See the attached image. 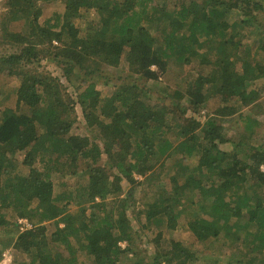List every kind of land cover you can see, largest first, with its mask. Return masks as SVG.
I'll use <instances>...</instances> for the list:
<instances>
[{"label":"trees","instance_id":"1","mask_svg":"<svg viewBox=\"0 0 264 264\" xmlns=\"http://www.w3.org/2000/svg\"><path fill=\"white\" fill-rule=\"evenodd\" d=\"M37 1L6 0L32 12L28 32L8 35L17 52L0 57V73L19 81L14 106H0V225L9 224L4 209L13 227L31 223L6 242L14 260L118 264L138 234L125 180L151 193L135 214L144 226L174 230L182 216L188 228L169 247L156 234L150 259L128 264H264V144L246 141L260 124L245 116L247 135L228 137L217 120L254 108L264 92V0H63V13L42 23ZM90 9L97 20L81 35L75 16ZM43 58L62 69L72 95L61 77L36 69ZM122 60L136 80L105 82L102 97L96 78ZM173 68L180 85L164 86V97L137 81ZM214 99L213 115L201 114ZM77 107L103 146L72 133Z\"/></svg>","mask_w":264,"mask_h":264},{"label":"rangeland","instance_id":"2","mask_svg":"<svg viewBox=\"0 0 264 264\" xmlns=\"http://www.w3.org/2000/svg\"><path fill=\"white\" fill-rule=\"evenodd\" d=\"M156 2L159 1L160 4H166L168 6H171L173 4H176L179 0H155ZM36 5H38L41 8V15L39 17V22L42 23L45 19H48L53 16L54 12H61L63 13L64 7H63V0H40L36 2ZM32 9L24 12L17 8L13 7H7L6 0H0V57L7 56L11 53L17 52L19 49L18 44L14 43L15 41L12 38H9L8 35H11L15 32H20L23 34L28 32L29 27V20L31 16ZM74 20V24L79 29V32L81 35L84 34L86 25H88L91 21L97 20V14L95 13L94 9L90 10H81L80 15ZM263 17V13L259 16L261 19ZM237 13L234 11L230 15V20L237 19ZM259 30V29H258ZM244 33V40L247 42H251L252 38H255V32L256 30L248 26L241 30ZM253 42V41H252ZM251 42V43H252ZM54 45H58L56 41H53ZM253 49V48H252ZM36 69L41 72H51L55 76L61 77V80L65 86V89L68 93L72 95L73 88L67 84L62 69L52 60L48 58H43L40 60L39 64H36ZM154 70L157 71V69L153 66ZM101 78H96V85L97 88L100 89L101 96L104 97L110 92V88L105 86V82L110 83H117L120 84L122 82H129L130 80H136L135 75H131L127 64L124 60L120 62L118 66L115 67H103L102 71L100 72ZM140 82V85L145 87L153 98L159 96L164 97V93L162 92V88L164 86H175L180 85V79L175 75V68H173L172 71L167 72L166 74H160L157 81L149 80H138ZM18 79L15 76H7L5 74L0 73V94H1V103L0 106H14L15 101V95H14V88L18 84ZM219 104L217 99H214L210 101V103L200 110L201 114H205L208 116L213 115V110L216 108V106ZM253 103L244 106L239 107V110L236 114L229 116V117H223L222 119L217 118L218 123L223 126L224 134L228 137H232L236 134L240 135V138L242 134L247 135L244 133L242 121L244 120L245 116H252L253 118H256L259 122V126L254 127V135L248 136L246 138V141L256 146L258 144H264V92L261 93L259 99L256 102V106L253 108ZM78 114V122L77 126L72 131L73 134H78L80 136L88 135L90 140L96 143H99L100 146H103L102 143L99 141L100 137H97L96 132L93 129H87L85 126L84 119L82 118L81 111L77 107L76 109ZM239 138V139H240ZM248 144H244V147H247ZM16 163H21L22 155L15 156ZM106 160V156L103 154L101 157L100 164H104V161ZM191 163L194 165L196 163L195 158H191ZM25 168V167H23ZM166 168H170V161L168 160L166 163ZM87 175V174H86ZM88 176V175H87ZM55 177V176H54ZM135 179L137 181L142 180L141 176L135 175ZM58 178V177H56ZM75 187H77V184L80 182L81 184H85L87 177H81L80 179L78 177H75ZM78 180V181H77ZM122 187L124 189V192L122 193L121 197L126 196V192H130V196L132 199L135 200V204L132 205V207L135 209V214L139 210V208H142V204L140 202H144L151 193L149 191H146L143 186L137 184H131L127 181L123 180L121 182ZM73 186V187H74ZM73 188H68V190H72ZM60 188H57V191H60ZM62 190H65L62 188ZM132 207H130V211L132 210ZM71 210H75L76 207H70ZM4 212L5 218L7 222L9 223L7 226L0 225V264H23L22 262L15 261L13 258V252L11 248L6 244L10 240V238L14 237L18 231H22L26 228H31V223L26 219L22 218L19 219V222L22 224V226L16 228L13 227V222L15 220L14 216L11 214V210L8 209L2 210ZM134 213L130 214L131 222L133 229L138 234H132L133 239V250L127 252L125 255H122L121 258L118 261V264H128L130 263L131 258H133L134 261L137 260H146L150 259L152 256V252L155 250L156 245L152 241V239L156 236V234L161 235L159 237L160 239V246L162 247H169L171 240H180L181 238L187 237V231L188 228L185 224V221L183 220L182 216L178 218V228L177 229H167L165 226V223L162 222L158 224L156 227L154 224H148L147 226L143 225V221L140 220L137 216H135ZM121 247H125V242L119 243ZM136 254L137 256L135 257ZM199 264V263H197Z\"/></svg>","mask_w":264,"mask_h":264}]
</instances>
